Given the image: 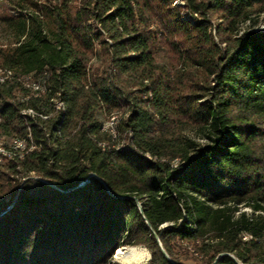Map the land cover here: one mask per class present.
<instances>
[{"label":"trees","instance_id":"obj_1","mask_svg":"<svg viewBox=\"0 0 264 264\" xmlns=\"http://www.w3.org/2000/svg\"><path fill=\"white\" fill-rule=\"evenodd\" d=\"M29 4L0 47V133L28 150L0 162V264H105L117 247L138 253L126 264L149 257L125 243L145 244L146 264H173L162 248L176 264H238L227 252L264 264V244L249 260L240 239L264 237V219L235 215L264 209V31L242 28L264 0ZM117 110L115 146L103 124Z\"/></svg>","mask_w":264,"mask_h":264},{"label":"rangeland","instance_id":"obj_2","mask_svg":"<svg viewBox=\"0 0 264 264\" xmlns=\"http://www.w3.org/2000/svg\"><path fill=\"white\" fill-rule=\"evenodd\" d=\"M41 1V0H39ZM177 2H181V0H176ZM22 11L23 13H28L31 12V6L29 4V0H0V47H5V46H10L13 45L15 43V41L18 38L19 35V25L18 22L16 20H11L8 17L9 16H13L15 14H17L18 12ZM250 23H252L251 21L249 22H245L242 24V28H246V27H250V28H254L255 30H259V31H264V10L261 11L254 19V23L253 25L250 26ZM22 38V37H20ZM157 59L158 62L164 66H167L168 62L166 57L164 56L163 51H159L158 55H157ZM98 61V57L92 56V58L89 60V64L93 65L96 64V62ZM2 73L1 69H0V74ZM43 77V76H42ZM36 82V87L42 88L43 86V82L41 77H39L38 79H33ZM125 114L124 110H117L114 111L113 113V119L115 120H119L123 115ZM112 116L107 117L105 124L107 123V121H109ZM103 124V128L108 129V131L110 133H112V135L114 136V144L112 145H120L123 144L126 141V134L122 133L121 135L116 131L115 127L113 128H108L107 125ZM115 129V130H114ZM185 134L189 137L194 138L195 140H198L199 142H203L204 139H201L199 137V133L197 130L195 129H186ZM5 140H9V138L11 136H5L3 135ZM179 159L177 157H174L173 159L170 160L171 165L176 166L178 164ZM17 177V179H23L25 177H21V175L17 174L15 175ZM137 205L139 208H141V202L137 199ZM264 205V202H263ZM237 209L235 210V215L238 214L239 211H245L248 215H252V214H261V218L264 219V209H260L257 211H254L252 206L248 205V204H238L237 205ZM167 223H163L161 226L164 227ZM156 238L160 244V240L158 238V235H156ZM253 239L255 242V245H251L249 243H246V241L248 239ZM240 239L242 241V245H241V250L244 253V255L249 259H256L258 257L259 254V250L262 249L263 244H264V237H254L250 234H248L247 232H243L240 234ZM125 245H135L138 247H143L145 248L148 253H149V257L142 262L141 264H146L151 257V252L150 249L143 243H137V244H122L120 246H125ZM161 246V244H160ZM180 247H185L187 248L190 254H194L197 257H201V252L197 251L196 248L198 249L199 247L194 245L191 242H187V241H181L180 244L178 245ZM162 247V246H161ZM118 248V247H117ZM116 248V249H117ZM115 249V251H116ZM195 250V251H194ZM114 253L111 255L110 260L108 262H106L105 264H126L120 261V259H126V260H130V261H136L138 260V253L135 251H131V250H127L125 247H122L120 250H118L116 253ZM223 252H218L215 255V258H217L220 254H222ZM230 256L234 257L235 260L238 262V264H246L244 261L238 259L233 253H229L227 252ZM188 263H191L190 261H187ZM133 264V263H131ZM211 264V263H210Z\"/></svg>","mask_w":264,"mask_h":264},{"label":"bare ground","instance_id":"obj_3","mask_svg":"<svg viewBox=\"0 0 264 264\" xmlns=\"http://www.w3.org/2000/svg\"><path fill=\"white\" fill-rule=\"evenodd\" d=\"M33 79L34 78H33V76L31 74H26V75L22 76L21 81L25 85L36 86V82ZM40 89L44 90V85ZM52 105H53V108L56 109V110L57 109H61L62 110L65 107L63 101H57V100H53L52 101ZM23 111L28 112V113H32V114L37 113L35 110H32L30 108L24 109ZM37 114H39V116H41L44 119L47 118L48 115H49V114H43V113H37ZM114 119H113V116H112V118L109 121H107V123H109V127H111V128H113L114 125L116 124ZM0 120H1V118H0ZM20 140L24 141V143H21V145L9 144L11 142L19 141V138L10 137L9 140L6 141L4 136H3V134L0 133V153L12 154V155H9V158H13V157L22 158L24 156V150H26V141L24 139H22V138H20ZM2 160L3 159H0V162Z\"/></svg>","mask_w":264,"mask_h":264},{"label":"built area","instance_id":"obj_4","mask_svg":"<svg viewBox=\"0 0 264 264\" xmlns=\"http://www.w3.org/2000/svg\"><path fill=\"white\" fill-rule=\"evenodd\" d=\"M105 124V123H104ZM105 125L108 126V128H111L109 127V123H106ZM21 143H24L23 140H20L19 138V141H16V142H11L9 144H13V145H21ZM32 148H29V150H31ZM28 150H24V155L26 154ZM9 155H12V154H6V153H0V159H9Z\"/></svg>","mask_w":264,"mask_h":264},{"label":"water","instance_id":"obj_5","mask_svg":"<svg viewBox=\"0 0 264 264\" xmlns=\"http://www.w3.org/2000/svg\"><path fill=\"white\" fill-rule=\"evenodd\" d=\"M91 175H95L98 179H100V177H98L96 174H94V173H90ZM26 178V177H25ZM25 178H23V179H25ZM101 180V179H100ZM45 181V180H44ZM47 182V181H46ZM139 210H140V212H142V210H141V208H139ZM162 248V247H161ZM162 251H163V253H164V255L168 258V259H170L172 262H173V264H176L170 257H169V255L166 253V251L164 250V248H162ZM213 263V262H212ZM211 263V264H212Z\"/></svg>","mask_w":264,"mask_h":264}]
</instances>
